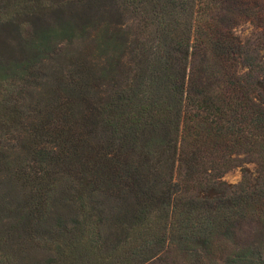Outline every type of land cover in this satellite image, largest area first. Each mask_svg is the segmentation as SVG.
Here are the masks:
<instances>
[{
	"label": "trees",
	"instance_id": "obj_1",
	"mask_svg": "<svg viewBox=\"0 0 264 264\" xmlns=\"http://www.w3.org/2000/svg\"><path fill=\"white\" fill-rule=\"evenodd\" d=\"M107 1L105 23L87 19L99 56L70 71L84 93L57 79L72 126L35 152L42 165L74 158L89 200L51 212L55 180L35 212L16 202L15 230L46 242L39 264H264V0ZM236 168L241 182H225Z\"/></svg>",
	"mask_w": 264,
	"mask_h": 264
},
{
	"label": "rangeland",
	"instance_id": "obj_2",
	"mask_svg": "<svg viewBox=\"0 0 264 264\" xmlns=\"http://www.w3.org/2000/svg\"><path fill=\"white\" fill-rule=\"evenodd\" d=\"M107 4V0H0V249L9 255L12 248L17 249V259L10 264H39L50 256L40 235L15 230L22 216L16 212V202L23 206L29 198L28 210L35 212L41 197L53 191L51 212L65 205L64 211L70 215L77 201L89 200L84 176L72 173L74 158L67 155L61 167L54 160L42 165L36 162L35 152L55 151L52 133L72 126L60 119L69 115L71 104L65 99L66 91H59L57 79L67 75L66 90L76 88L84 93V82L70 71L86 72L87 62L95 60L98 51L89 37L87 19L95 14L96 22L105 23ZM113 7L112 17L120 23V2ZM62 20L70 21L78 33L60 36ZM251 33L249 26L238 29L242 38ZM52 97L57 101L49 105L46 101ZM48 111L57 112L56 122L43 118ZM36 176L43 177L44 185H38ZM29 178V186L23 188L22 183ZM58 179L56 191L52 188ZM223 180L240 183L241 169L226 173Z\"/></svg>",
	"mask_w": 264,
	"mask_h": 264
}]
</instances>
